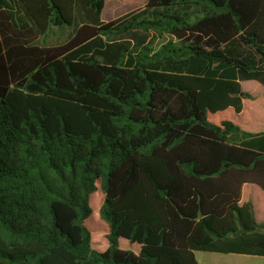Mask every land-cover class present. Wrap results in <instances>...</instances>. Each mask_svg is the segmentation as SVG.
I'll use <instances>...</instances> for the list:
<instances>
[{
	"label": "trees",
	"instance_id": "1",
	"mask_svg": "<svg viewBox=\"0 0 264 264\" xmlns=\"http://www.w3.org/2000/svg\"><path fill=\"white\" fill-rule=\"evenodd\" d=\"M104 4L0 0V264L264 257V0Z\"/></svg>",
	"mask_w": 264,
	"mask_h": 264
},
{
	"label": "rangeland",
	"instance_id": "2",
	"mask_svg": "<svg viewBox=\"0 0 264 264\" xmlns=\"http://www.w3.org/2000/svg\"><path fill=\"white\" fill-rule=\"evenodd\" d=\"M107 1V8L105 13H113L116 14V16H119L122 12L124 14H127L128 11L127 8L130 6V1H124V0H106ZM212 9V6L207 3H201L197 5H189V6H177V7H171V8H162L161 12L169 15V16H177L186 22H193L196 18L202 17L206 12L210 11ZM141 11V9H139ZM138 10V11H139ZM143 10V8H142ZM109 11V12H108ZM79 13V12H78ZM77 12L75 13L74 21L72 26L70 27H63V28H57V27H51L44 36L40 34H35L36 37L32 41L33 46L38 47H55L60 46L68 42L73 35L76 32V29L81 25V19L82 16H79ZM107 14H104L103 16V22H107V18H110L106 16ZM155 19L156 16L152 14L151 10H145L142 12L138 17L135 18V20H142V19ZM33 31L36 33V28L34 26H31ZM151 34L148 37L147 42L151 40ZM168 38L163 39H153L148 44L149 48H152L153 50L159 49ZM130 48L134 50L133 46L130 45ZM82 51H80V54ZM93 49L91 50V54H93ZM95 58L99 60L100 62H103L101 56L98 54H95ZM251 88L250 86L247 87V89ZM246 89V90H247ZM262 231L264 232V224L262 225Z\"/></svg>",
	"mask_w": 264,
	"mask_h": 264
},
{
	"label": "crops",
	"instance_id": "3",
	"mask_svg": "<svg viewBox=\"0 0 264 264\" xmlns=\"http://www.w3.org/2000/svg\"><path fill=\"white\" fill-rule=\"evenodd\" d=\"M124 1H130L129 8L125 10L128 11V13L144 8L147 3V0H124ZM106 8H107V1L105 0L104 8L101 14L102 22H103L104 14H107L106 16L110 15L109 16L110 18H107L109 19L107 20V22L125 15L123 12L119 14V16H116V14L111 13V11L110 13L107 12L105 13ZM195 258L198 264H264V257H258V256H246V255H235V254L221 255L214 253L198 252L195 254Z\"/></svg>",
	"mask_w": 264,
	"mask_h": 264
}]
</instances>
